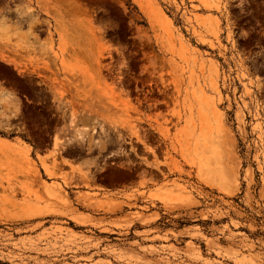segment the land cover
I'll use <instances>...</instances> for the list:
<instances>
[{"label":"rangeland","instance_id":"374dc122","mask_svg":"<svg viewBox=\"0 0 264 264\" xmlns=\"http://www.w3.org/2000/svg\"><path fill=\"white\" fill-rule=\"evenodd\" d=\"M207 1L0 0V264H264V0Z\"/></svg>","mask_w":264,"mask_h":264},{"label":"bare ground","instance_id":"6f19581e","mask_svg":"<svg viewBox=\"0 0 264 264\" xmlns=\"http://www.w3.org/2000/svg\"><path fill=\"white\" fill-rule=\"evenodd\" d=\"M191 1V0H190ZM147 2V1H146ZM199 2H200V4L202 5V7H208L210 4H209V2L207 1V0H199ZM214 3V2H213ZM145 6V5H144ZM214 6H215V4H214ZM147 8L145 9V7H144V9L146 10V12H147V9L148 8H150V7H148V4H147V6H146ZM141 8V7H140ZM148 13V12H147ZM150 16V15H149ZM153 17V16H152ZM166 17V16H165ZM164 17V18H165ZM167 18V17H166ZM166 18H165V20H166ZM156 20V19H155ZM154 20V21H155ZM163 23H167V22H165V21H163ZM167 27V26H166ZM168 35H169V33H167ZM2 56H4V55H2ZM176 86V85H175ZM176 88V87H175ZM176 90V89H175ZM178 91V90H177ZM127 106H128V104H126ZM214 106V105H213ZM212 106V107H213ZM130 107V106H129ZM212 110H213V108H212ZM216 111V110H215ZM213 112V111H212ZM134 133V135H135V137L137 138V140H140L141 141V139L139 138V135H138V133L135 131V132H133ZM163 134V133H162ZM164 135V134H163ZM61 142V140L59 139V138H57V136H55L54 138H53V144H52V146H53V148L54 149H57V148H59V143ZM24 142H11V141H8V140H6V139H3V138H1L0 137V152H2V151H4V153H5V151H6V153L7 152H10V153H12V155H14V154H16V157H19V158H22L23 157V159L24 160H27V159H29L28 158V155H29V151H30V146H28V145H26V144H23ZM146 148H147V150L149 149L151 152H152V150H151V148L149 147V146H146ZM59 150V149H58ZM58 152V151H57ZM55 151L54 152H51V154H47L48 156H51V157H53L54 155H55ZM8 154V153H7ZM3 155V154H2ZM47 155H45V157H47ZM10 156V155H9ZM37 156V158L40 160V164H41V168H42V170H43V172H44V174L46 175V177L47 178H49V179H51V178H54V177H56V176H59L60 174H58V173H56L53 169H55V163H53L51 166L49 165H47L46 164V162L44 163V156H39L38 154L36 155ZM14 158V157H13ZM27 158V159H26ZM22 159V160H23ZM55 159V158H54ZM21 160V159H20ZM23 160V161H24ZM32 162H34V161H32ZM53 162H55V161H53ZM23 165H26V164H23ZM29 167V166H28ZM23 168H24V166H23ZM26 168H27V166H26ZM27 170V169H26ZM37 173V172H36ZM64 178V177H63ZM64 181V183H66L65 182V180H63ZM46 186H44L45 187V194L47 193V195H49V196H53V195H56V193H58V191L61 189V185L58 183V182H51V183H48V184H45ZM154 194V193H153ZM157 195L158 194H156V196H155V194L154 195H149V196H154V197H157ZM52 198V197H51ZM57 199V198H56ZM48 209V208H47ZM41 215V214H40ZM72 219V218H71ZM77 221V220H76Z\"/></svg>","mask_w":264,"mask_h":264},{"label":"flooded vegetation","instance_id":"af4514ba","mask_svg":"<svg viewBox=\"0 0 264 264\" xmlns=\"http://www.w3.org/2000/svg\"><path fill=\"white\" fill-rule=\"evenodd\" d=\"M138 103H139V105L142 107V108H146L148 105H150V104H152V103H147L145 100H142V99H140L139 101H138ZM140 138V137H139ZM137 139V138H136ZM140 141V140H139ZM127 143H129V142H127ZM141 143V142H140ZM52 144H53V142H52ZM146 146L147 145H145V148H144V146H142V145H140L139 146V149H141V150H143V151H147V148H146ZM158 146H159V143H156V144H154L152 147L154 148V149H156V151H158ZM150 147V146H149ZM151 148V147H150ZM152 148V149H153ZM151 149V150H152ZM148 151H150L149 149H148ZM143 158V157H142ZM159 172V171H158ZM140 172H136L135 173V176H137L138 174H139ZM94 178H97V177H94Z\"/></svg>","mask_w":264,"mask_h":264}]
</instances>
